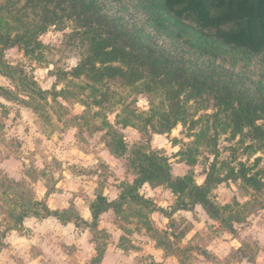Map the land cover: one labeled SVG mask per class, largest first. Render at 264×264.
I'll use <instances>...</instances> for the list:
<instances>
[{"label": "clouds", "instance_id": "9594fccd", "mask_svg": "<svg viewBox=\"0 0 264 264\" xmlns=\"http://www.w3.org/2000/svg\"><path fill=\"white\" fill-rule=\"evenodd\" d=\"M131 13L0 0V264H264V65Z\"/></svg>", "mask_w": 264, "mask_h": 264}, {"label": "trees", "instance_id": "16d2710c", "mask_svg": "<svg viewBox=\"0 0 264 264\" xmlns=\"http://www.w3.org/2000/svg\"><path fill=\"white\" fill-rule=\"evenodd\" d=\"M145 1L149 25L176 26L175 37L200 55L229 49L248 59L260 56L264 62V0Z\"/></svg>", "mask_w": 264, "mask_h": 264}, {"label": "rangeland", "instance_id": "374dc122", "mask_svg": "<svg viewBox=\"0 0 264 264\" xmlns=\"http://www.w3.org/2000/svg\"><path fill=\"white\" fill-rule=\"evenodd\" d=\"M125 3L132 9V15L135 17L137 22L140 24L141 30L148 34L146 36H143L140 38V44L143 45L148 39H150L151 34H155L158 38L165 41V43L168 45V47L172 50L179 49L180 55L184 54V51H190L194 54H199L196 52L193 48H189V45L177 37H175V34L177 33V27L166 24L165 26H159V27H152L147 22L148 17V3L145 0H125ZM185 22H189L193 25V21L186 17ZM225 28L228 27V25L224 26ZM139 35V31L136 33ZM160 54L164 56H168L169 53L163 49L160 50ZM200 55V54H199ZM201 57H210L209 55H200ZM211 57H217V58H223L229 61H236L240 62L242 64H252V65H264V62H262V58L260 56L253 57V58H246L242 56L240 53L236 51H232L229 49H220L215 52L214 56Z\"/></svg>", "mask_w": 264, "mask_h": 264}]
</instances>
